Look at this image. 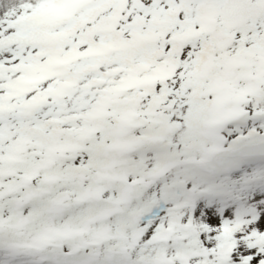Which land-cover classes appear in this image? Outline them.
<instances>
[{
    "label": "snow or ice",
    "instance_id": "6c2138e0",
    "mask_svg": "<svg viewBox=\"0 0 264 264\" xmlns=\"http://www.w3.org/2000/svg\"><path fill=\"white\" fill-rule=\"evenodd\" d=\"M0 264H264V0H0Z\"/></svg>",
    "mask_w": 264,
    "mask_h": 264
}]
</instances>
